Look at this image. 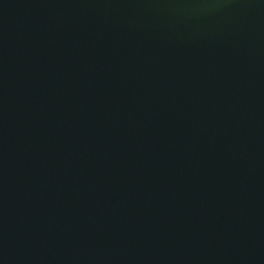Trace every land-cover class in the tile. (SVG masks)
<instances>
[{"label":"water","instance_id":"1","mask_svg":"<svg viewBox=\"0 0 264 264\" xmlns=\"http://www.w3.org/2000/svg\"><path fill=\"white\" fill-rule=\"evenodd\" d=\"M0 264H264V0H0Z\"/></svg>","mask_w":264,"mask_h":264}]
</instances>
